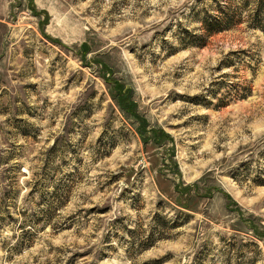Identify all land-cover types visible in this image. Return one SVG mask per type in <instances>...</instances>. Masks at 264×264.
<instances>
[{
    "label": "rangeland",
    "instance_id": "obj_1",
    "mask_svg": "<svg viewBox=\"0 0 264 264\" xmlns=\"http://www.w3.org/2000/svg\"><path fill=\"white\" fill-rule=\"evenodd\" d=\"M256 9L0 0V264H264Z\"/></svg>",
    "mask_w": 264,
    "mask_h": 264
},
{
    "label": "trees",
    "instance_id": "obj_2",
    "mask_svg": "<svg viewBox=\"0 0 264 264\" xmlns=\"http://www.w3.org/2000/svg\"><path fill=\"white\" fill-rule=\"evenodd\" d=\"M263 3H264V0H257V9L255 13L252 15L253 27H258L261 29H264L263 11L261 13V8L263 7ZM248 4H249V1H247L246 5ZM236 18H237L236 15L231 16L229 14L225 15L221 13L220 16L218 15L215 18L212 17V22L210 23L208 21H204L203 30L205 34L197 37V40L199 41L204 40L210 35L217 34L226 29L233 28L234 25L238 24L237 23L238 21H236ZM130 93H131L130 89L127 88V90H124L123 88L119 87L118 88V94H119L118 103L124 112L136 118H140V115L136 112V107L130 101ZM159 132H160L159 135L162 136L163 138H169V136L166 135V133H164L163 131L160 130ZM259 237L263 238L262 236L258 234V238Z\"/></svg>",
    "mask_w": 264,
    "mask_h": 264
}]
</instances>
